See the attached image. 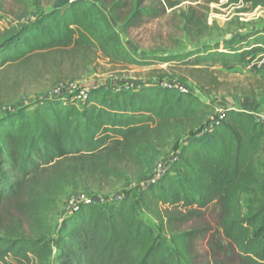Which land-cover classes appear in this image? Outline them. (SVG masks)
I'll return each mask as SVG.
<instances>
[{"label": "trees", "instance_id": "trees-1", "mask_svg": "<svg viewBox=\"0 0 264 264\" xmlns=\"http://www.w3.org/2000/svg\"><path fill=\"white\" fill-rule=\"evenodd\" d=\"M144 1L134 0L123 31L160 14L140 8ZM225 1L264 7V0ZM123 6L119 0L108 7L94 0H55L49 12L17 30L0 27V72L85 52L121 66L171 63L198 83V74L245 67L264 56V26L185 54L137 56L115 28ZM187 22L193 23V15ZM205 66L212 71L203 72ZM78 96L62 92L31 111L18 108L0 116V204L15 203L35 225L32 236L17 227L0 239V264H193L194 232L176 233L171 224L212 205L220 211L222 237L241 264H264L263 115L229 108L215 116L212 103L160 82L135 89L101 85ZM173 144L178 146L167 168L144 184ZM129 174L139 184L137 197L127 192L82 202L50 237L43 216L57 208L67 189L102 192ZM139 205L165 227L167 239L142 219Z\"/></svg>", "mask_w": 264, "mask_h": 264}, {"label": "rangeland", "instance_id": "rangeland-1", "mask_svg": "<svg viewBox=\"0 0 264 264\" xmlns=\"http://www.w3.org/2000/svg\"><path fill=\"white\" fill-rule=\"evenodd\" d=\"M55 0H0V27L17 30L27 22L49 12ZM108 7L118 0H94ZM124 6L116 11L115 28L124 46L137 56L149 59L159 56L185 54L205 45L222 43L233 34H247L264 26V7L228 5L225 0H146L140 8H156L160 14L154 18H140L129 29L122 30L124 21L134 7V0H119ZM248 9V10H247ZM193 15V23L187 18ZM200 25V26H199ZM205 66V73L212 71ZM199 82L188 78L186 69L171 63L150 67H129L110 63L93 53H75L52 56L45 61H35L23 68L10 67L0 72V116L18 108L29 111L43 99L56 97L62 92H85L105 85L112 88L135 89L160 82L167 86H180L192 91L203 102L212 103L215 116L225 109H248L264 116V56L257 57L245 67L227 65L210 76L198 74ZM213 79V80H211ZM216 81L218 84L212 87ZM200 83V84H199ZM177 144L159 158L156 169L168 165L175 155ZM139 184L129 174L125 181L105 186L102 192H76L67 189L57 202V208L44 214V223L51 228L54 239L63 219L80 196L109 198L132 192L137 197ZM77 199V200H76ZM246 198H242L245 207ZM25 202V200L21 201ZM13 202L0 204V239L17 227L32 236L34 223L20 214ZM142 219L156 235L167 239L168 232L160 221L139 205ZM182 218L181 216H175ZM220 211L217 205L201 210L197 216L172 222L176 233L194 232L191 256L193 264H241L233 247L222 237L219 228Z\"/></svg>", "mask_w": 264, "mask_h": 264}, {"label": "built area", "instance_id": "built-area-1", "mask_svg": "<svg viewBox=\"0 0 264 264\" xmlns=\"http://www.w3.org/2000/svg\"><path fill=\"white\" fill-rule=\"evenodd\" d=\"M71 1H72V0H71ZM177 87L179 88V90H180L181 92H185V91H186L185 89H183V88L180 87V86H177ZM83 97H84V92L79 93L78 98L81 99V98H83ZM217 115H219V114H217ZM166 168H167V166H165V167H161V168H158V169L155 168L153 177H152V178H147L146 181H144V184H147L148 182L152 181L153 179H156V178L159 176V174H160L163 170H165ZM76 200H77V199H76ZM96 200H98L99 202H102V199H93V198H89L88 196H85V195L83 196V195H82V196H80V200H79V201H76V203L73 205V207L70 208L69 210L75 209V208L77 207V205H79V204L82 203V202L90 203V202H94V201H96Z\"/></svg>", "mask_w": 264, "mask_h": 264}]
</instances>
